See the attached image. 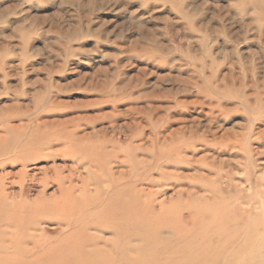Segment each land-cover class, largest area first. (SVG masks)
Wrapping results in <instances>:
<instances>
[{"label": "rangeland", "instance_id": "374dc122", "mask_svg": "<svg viewBox=\"0 0 264 264\" xmlns=\"http://www.w3.org/2000/svg\"><path fill=\"white\" fill-rule=\"evenodd\" d=\"M89 141L96 155L106 154L96 161L101 170L77 157ZM160 143L180 145L170 159L179 172L169 169L171 179L155 188L157 200L173 201L183 190L177 187L189 185L211 199L196 183L202 174L211 177L212 191L237 197L235 209L263 214L264 0H0V180L15 197L17 182L28 188L21 209L0 204V249L15 238L14 252L33 247L21 237L43 241L63 233L43 220L62 215L63 203H38L42 187L30 177L73 171L81 181L89 172H129L128 147L139 163L153 162ZM41 152L49 158L38 160ZM22 156L36 159L24 174L16 162ZM159 166L165 169L164 161ZM56 188H46L47 199ZM182 215L201 234L202 226ZM40 253L35 264L59 262L58 251ZM208 256L204 262L212 264Z\"/></svg>", "mask_w": 264, "mask_h": 264}, {"label": "bare ground", "instance_id": "6f19581e", "mask_svg": "<svg viewBox=\"0 0 264 264\" xmlns=\"http://www.w3.org/2000/svg\"><path fill=\"white\" fill-rule=\"evenodd\" d=\"M48 123L50 124V121ZM178 131L177 129V131L170 132L163 136V139L166 140L173 135H178ZM85 137L84 135L78 138ZM160 146L150 153L155 157V160L153 162H146L148 161L146 160L143 163L135 160V148L128 147L125 164L127 168H130L129 172L123 169L114 173L105 171L104 177H98L89 172L81 181L77 180L73 171L65 176L56 172L53 173L54 175L49 176L47 171L42 178L30 177L29 181L31 183L36 182L42 187L37 197L39 199L36 200L38 203L43 201L49 203V205L59 206L63 203L60 211L65 216L61 214H54L55 217L41 216L44 218H42L43 220L52 219L57 222L63 228V230L60 229L63 233L43 241L38 240L40 238L30 237V235L28 238L21 237L20 242L28 239L29 243H33V247L16 249V252H14L15 250L12 251V248L17 245L15 238L13 243L9 242L14 247H6L5 245L6 248H3L1 246L3 249H0V259H2V263H0L35 264L43 258L40 252L49 250L58 251L59 253L63 250L57 257L59 262L54 261L56 264H203L206 261L205 259L209 258L208 255L211 257L212 264H264V200L260 203L263 208V214L261 215L235 209L232 203L237 197L234 194L224 193V191L220 193L212 191L211 177L202 174H199L196 183L198 187H204L205 192L213 195L211 199L204 198V194L200 193L199 190H189L191 186L189 185V189H184V186H182L183 188L181 186L177 187V189L183 190H178L177 198L173 201L157 200L158 193L155 192V188L166 183L164 179H171L172 171H169V169L174 168L175 170L177 163H175V166L172 165L173 159L171 156L174 152L176 155V152L180 150V145L160 143ZM1 151L0 156L5 153ZM97 151L99 150H96L90 141L85 143V149L77 153V157L82 158L80 162H84L83 167L89 165V167L102 169L100 163L97 164L96 161H99L106 154L101 152L96 155ZM262 154L264 155V152ZM19 158L16 162L21 165L20 171L23 174L26 173L27 163L36 160L34 158V160L25 159L23 156ZM36 158L46 160L49 158V153L43 155L41 152ZM170 159L172 160L170 161ZM160 161H164L165 169L159 166ZM207 167L209 170L213 168L210 165H207ZM53 169L55 168H49L50 173ZM175 171L179 172V170ZM184 171L180 173L181 176L189 177L191 172L183 174L186 173ZM13 174L11 177H13ZM115 174H118V176H115ZM191 177L195 179V175ZM104 180L110 182L108 189L102 186ZM3 183L4 181L0 180V204H10L8 208L11 210L21 209L20 207L25 205L23 195L28 191L26 183L17 182L21 186L19 197H15L16 194L13 195L12 191L5 192L9 185L5 188ZM50 184L57 186V195L54 193L51 198L47 199L46 188ZM90 186H93L92 191L88 189ZM76 192H80V195L75 196ZM18 198L21 201L17 200ZM9 199H12V202ZM230 205L232 206L230 207ZM52 212L54 213V211ZM184 212L191 216V220L188 221L190 224L202 226L204 231L197 230L201 231V234L194 235L193 230L187 228L182 215ZM8 213L10 215V212ZM38 213L42 214V211ZM7 217L4 219L7 223L13 221ZM12 217L14 216L12 215ZM25 217L30 216L26 215ZM34 217H31V219ZM31 219H28L27 222H30ZM25 222L22 223L26 225ZM40 223L39 221L38 224ZM224 225L227 230L220 229V226ZM209 228H217L220 231L211 233L207 230ZM204 253L207 254L204 255ZM48 259H52V255ZM45 261L47 260L45 259Z\"/></svg>", "mask_w": 264, "mask_h": 264}]
</instances>
